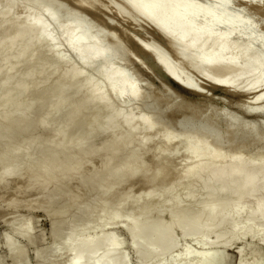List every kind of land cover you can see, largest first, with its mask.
I'll list each match as a JSON object with an SVG mask.
<instances>
[{"label":"bare ground","instance_id":"obj_1","mask_svg":"<svg viewBox=\"0 0 264 264\" xmlns=\"http://www.w3.org/2000/svg\"><path fill=\"white\" fill-rule=\"evenodd\" d=\"M32 1L36 0H0V187L18 181V192L34 186L31 184L34 182L38 187L35 197L39 198L43 195L42 187L58 194L62 193V182L76 184L75 193H65L68 206L64 209L68 211L48 212L51 217L59 215L65 218L53 222L54 248L48 264H130L129 256L122 250L123 243L109 232L118 226L131 236L132 251L139 264L147 261L155 264H224L220 250H229L236 235L256 238L262 234L260 242L264 244V155L256 160L250 159L235 151L237 149L225 153L220 145L223 139L231 142L237 135L235 129L243 127L232 126L235 132L232 129L222 136L214 131L217 115L213 113L199 132L176 136L174 132L163 129L160 137L156 134L158 124L152 117L140 115L123 119V111L113 112L110 97L137 103L145 102L151 96L147 98V93L145 95L141 91L127 67L102 66L115 58L118 52H124L125 43L133 40L124 35L126 33L121 37L112 30V33H105L109 41L105 45L98 34L93 33L95 31L91 32L97 18L89 23L75 18L78 17L77 10H95V0H72L76 1L72 13L74 20L71 17L67 19L69 22L63 21L65 23L61 22V10H65L63 4L55 0L49 3L40 0L33 4ZM109 1L101 0L105 3L103 7L112 12ZM238 2L243 5L241 13L233 9ZM120 3L125 6L126 15L131 20L143 22L160 36L167 51L154 47V66L179 87L201 94L205 89L202 90L199 78L237 94H243V84L246 91L257 90L264 85V33L258 34L262 32L258 28L264 22V0H205V4L194 0H120ZM43 15L53 19L54 31L48 29ZM252 18H258L261 25ZM213 28H219L217 36L211 35ZM62 44L71 55H76L80 68H67L69 56L62 52ZM138 48L141 54L146 53L144 48ZM194 62L201 64L194 68ZM172 66L178 67V74ZM85 68H97L94 72H98L101 81L95 82L89 78L90 75L85 76ZM263 100L264 91L256 94L250 105L244 103V112L264 115V104L259 106ZM195 108L191 119L196 117ZM145 124L148 129L141 131ZM72 127L83 128V131L66 139L67 131ZM123 128H128L129 133L125 135ZM245 128L242 132L246 138L255 140L254 127L251 128L250 124ZM38 129L45 131L43 138L25 134L26 130ZM91 132L93 138L85 140ZM212 132L213 135H209ZM153 136L160 139L158 150L147 145ZM24 137L27 138L24 140ZM49 146V159H34L32 151L35 148L47 149ZM131 146L133 154L127 157L126 150ZM106 152L110 154L106 155ZM171 154L179 155L185 166L181 164L184 167L180 172L177 169L178 177L172 179L174 182L168 188L158 187L159 200L150 207L149 199L154 194L144 191L135 195L134 190L139 185L146 187L150 181L173 177L177 173L175 167H157L151 173L148 164ZM116 166L119 172L115 179H111L109 173ZM19 167L24 169L22 176ZM85 168L89 169V174L78 178L77 175ZM39 173L40 177L36 178ZM95 188L104 192L105 200L100 202L96 197L92 205L100 204L101 207L85 214L79 227L69 229L73 219L67 218L83 207L78 200ZM171 189L177 193L172 190L174 195H171ZM200 191L207 192V198L197 214H190L189 209L181 205V196L195 199V193ZM258 195L261 199L254 205H248ZM131 199H134L131 203L140 202V206L136 216L127 220L125 213L128 208L125 205ZM168 199L174 202L169 212L170 220L158 219L155 236L141 243V235L150 229L143 226L147 223V216L154 211L162 214L163 204ZM53 200L47 208L51 203L55 205ZM51 210L46 209V212ZM12 228L18 238L32 243L29 221H19ZM176 233L182 240L194 241L200 247L180 250V239L177 245ZM227 234L231 236L226 238ZM13 242L11 236H6V249L12 256L25 255L23 250L17 251ZM239 250L238 254L244 256V249L239 247ZM15 257L16 262L19 257ZM63 259L67 260L63 262ZM240 264L250 263L243 259Z\"/></svg>","mask_w":264,"mask_h":264},{"label":"rangeland","instance_id":"obj_2","mask_svg":"<svg viewBox=\"0 0 264 264\" xmlns=\"http://www.w3.org/2000/svg\"><path fill=\"white\" fill-rule=\"evenodd\" d=\"M38 1H40V0L32 1V4L36 3ZM50 1L51 0H45L46 3H49ZM55 1H57V3L59 2L61 5L63 4L64 6L63 5L62 6L66 10V11L61 10L62 11L61 22L62 23H65L63 21L69 22V20L67 21V19L68 18L70 19L72 17L73 9L76 7V1L61 0V1H64V3H62L60 0H55ZM194 1L196 3H199V4H205V0H194ZM93 3H94L95 10L94 9H89V10L88 9H86V10L80 9L79 11L77 10V11H75V13H78L76 15L78 17H75V18H79L80 20L86 21L87 23L95 20L96 18L98 20H101V21L96 20L94 27H92V29L91 28L90 29H91V32L95 31V32H93L94 34H96V33L98 34L100 40L105 45L108 44V42H109L108 38L105 37V33L109 34V32H107V31H111L110 33H112V30L114 31V33H116L118 36H121V37L124 33H126L124 35H127L128 37L131 38V40H133L131 43L130 42L128 44L125 43L126 48L124 45V48L122 50L124 52H122V53L118 52L116 54L115 58L110 60V62H106L105 64H103L102 67L107 66V64H108V66H111V64H112V66L114 65V66H117V67L122 68V69L127 67L126 70L128 71V69H129L128 72L130 73V76H132L134 79H136V82L138 81L137 83L140 85V87L142 89L141 91H144L143 93L145 95L147 93V95H146L147 98H149L148 96H151L149 99L146 100L147 102L146 101L145 102L139 101L137 103H131V102L129 103L127 101H118V100L112 99L110 97L109 101L112 104L113 112L123 111V114H124L123 119L129 118L131 116H140V115H145V116L154 118L158 124L156 126V132H157L156 134L160 135V137H161L162 133L164 132L163 129L165 131H168L169 133L174 132L173 134H175L176 136L183 135L186 133L199 132V131H201L203 124L206 121V119H209L210 115L212 116L213 113H216L215 114V115H217L216 119H215V127L216 128L214 131L220 132L222 136L226 135L228 133V131H230V130L232 131V129H233L232 126H234L235 128L238 126L243 127L242 129L236 128L235 131L237 130V132H235L233 129V131L237 135L235 134L236 136L232 139L231 142H228L224 139L222 140L223 142L221 141L222 144L220 143V145H221V148L223 149V151L225 153H227L228 151H232V149H234V150L237 149L235 151L243 153L247 157H249L250 159H255V160L258 159L260 155H264V151H263V149H264V126H263L264 125V115H263V113H257V114L247 113L246 114V112H244V111H246L244 109L246 107L245 104L247 106L250 105L251 104L250 101L253 100L255 95L264 91V85H262L257 90L246 91L245 90L246 85L243 84L241 86L243 94H240V93L237 94V93L227 92L222 88L211 85L206 79L199 78L198 81H199L200 86L202 87V90L203 89L206 90V92H205V90H203V93H205V95L203 93L200 94V93H192L190 91H187V90L179 87L174 82H172L169 78H167L165 76V74L156 67V65L154 66L155 61H153V59H154L153 54H154V57H156L155 56V48L159 47L163 50V52L167 51V49L165 48L166 46L163 45L162 40L158 34H156L146 24H143V22L141 23V21L136 22L135 20H131L132 18L130 19L126 15L125 6L122 3H120V0H110L109 1V5L112 8V12H110V10H107L103 7V5L105 3L101 2V0H95ZM236 4L237 5L233 7L234 11L238 10L241 13L243 11L242 3L238 2ZM43 5H45V4H42V6ZM43 7H45V6H43ZM236 7H237V9H236ZM239 8H240V10H239ZM238 11H236V12H238ZM63 12L66 14H64ZM16 14H19V11ZM43 16L49 25L48 29L50 31H54L55 25H54L53 19L47 17L46 15H43ZM73 17H72V20H74ZM62 19H64V20H62ZM252 19L254 20V22L257 25L259 24V26H260L262 24L261 26L264 28V22L260 24V22H259L260 20L258 18H257V20H255V18H252ZM72 20H70V21H72ZM101 23H103V27H101L102 26ZM261 26L258 28L259 31L262 30V32L260 31L261 34L259 31H257V32H259L258 33L259 35H263V33H264V29ZM100 28H102L103 30H98ZM218 33H219V28H213L211 30L212 36H217ZM156 38L159 40H157ZM132 43H133V45H132ZM129 44L131 45V47L129 46ZM135 44H136V46H135ZM137 44L139 46H137ZM95 45H92V47H94ZM138 47L144 48L146 50V53L141 54ZM61 50L63 53H65L67 56H69V63L67 64V68H71V67H79L80 68L81 64L79 63V60L76 57V55H71L69 53L68 49L65 47V45L61 46ZM136 50L139 52H137ZM196 53H197V51H196ZM197 54H199V53H197ZM171 55L172 54L170 53V56ZM113 60H116V61H113ZM135 60H137V61H135ZM113 62H115V64H113ZM140 63L142 66L140 65ZM199 64H201V63L200 62L199 63L194 62L192 64V66L194 68H197V65H199ZM172 68L174 69V72L176 74H178V67L172 66ZM94 69L95 68L83 69L84 75L87 77H88V75H90L89 78H92L93 81H95V82L99 81L100 82L101 76L99 75L100 76V78H99L98 72L95 73ZM86 70H87L88 74L86 73ZM95 70H97V68ZM156 73H158V74H156ZM159 73H161V74H159ZM97 77L100 80H98ZM39 91H37V92L39 93ZM157 97H159V99ZM151 98L152 99L154 98L153 102H151L152 101ZM155 98H156V100H155ZM158 100H160V101H158ZM182 103L185 104V106H184L185 108L182 107L183 106ZM263 104H264V100L262 101L261 104H259V106L260 105L262 106ZM179 105H180V107H179ZM170 107H171V109H170ZM194 107H197L198 110L195 108V111L197 112L196 117L194 119H191L190 116L194 112L193 111ZM226 121H228L230 123H228ZM239 122H241L242 124ZM236 123H237V125H236ZM238 123H239V125H238ZM250 124H251V128L254 127L253 129H255L254 131H256L255 135L257 137L255 138V140L254 139L251 140L249 138H246V136L242 132L245 127L249 128ZM228 127H231V128H228ZM141 128H142L141 131H146L148 129V126H147V124H145ZM38 130H40V131H38ZM38 130H26L25 134L28 135L29 137L34 136L37 138H43L45 136V131H43V129H38ZM82 131H83V128L72 127L67 131L66 139H67V137L79 134ZM122 131L125 135L129 133L128 128H123ZM210 134L213 135V132L209 133V135ZM241 134H243V135H241ZM26 138L27 137H24V140ZM92 138H93V133L91 132V133L86 135L85 140L90 141ZM24 140L22 138L21 141H24ZM159 140H160L159 137L153 136L149 140L147 145L152 149L158 150V149H160L158 146ZM17 143H19V142H17ZM50 150H51L50 146L47 149L35 148L32 151V154H34V159H38V160L43 161V160L49 159V151ZM0 151H1V148H0ZM262 151H263V153H262ZM109 154H110L109 152H106V155H109ZM126 154H127V157H131L130 155L133 154V146L127 148ZM163 158L162 157L158 158V160H157L158 162H152L151 164L148 163L150 165L149 170L151 171V173H154L158 168L159 169L165 168L166 165H167V167H170V165L175 167L177 173H175V175H173V177L169 176L170 178L167 176L166 178H159L153 182L150 181L149 184H146L147 185L146 187L144 185V188L139 185L134 190L135 195H138L144 191H150L149 193H151V195L154 194L153 196H150V199H149V206L150 207H154L157 204L156 202H158V200H159V193L156 190H159V188H161V187L162 188H165V187L168 188L170 183H172V181L174 182V180H176V178L178 177V170L180 172L181 170H183L182 168L185 166V164L182 161V158L177 154H171L170 156L163 157ZM101 159H105V158L102 157ZM169 160H170V163H168ZM255 160H253V161H255ZM173 161L176 163H174ZM160 163H163L162 164L163 166H160L159 165ZM181 164L184 166H181ZM117 166L113 171H111L109 173L111 179H115L116 174L119 172ZM153 166H154V168H153ZM22 169H23V167L18 168V170L20 172L19 174L21 176L23 175ZM88 170H89L88 168H85L84 170L80 171V175L78 174L77 177L79 178V177H84V176L88 175L89 174V173H87V172H89ZM52 173H53V171L50 172L49 174H52ZM176 174H177V176H176ZM40 175L41 174L39 173L35 177L39 178ZM179 176H180V174H179ZM173 178H174V180H172ZM34 180H36V179H34ZM91 182H94V181H91ZM16 183H12L6 187H4V186L0 187V264H48L49 258L51 257L52 250L54 248V246L52 245L54 242V237L52 236V229L54 227L53 222H54V220L60 219L59 221H61V219L62 220L65 219L59 215H58L59 217L57 215H55V216L53 215L51 217L48 214V212H53V213H54V211L59 212L57 210L68 211V210L64 209V207L68 206V204L66 203L65 196H67L66 194H68L69 191L70 192L74 191V193H75V189L77 188V186H75L76 184H73V183L72 184L70 183V185H68L66 182H62L61 188H63V190H62V193L60 192L58 194L52 193V190H47L48 187H42L41 191H43V192L41 194H43V195L39 198H36L35 196L38 194V187L36 186V184L34 182L31 183L34 186L25 187L18 192H16V186H17ZM167 183H168V185H167ZM165 184L167 186H165ZM66 188H67V190H66ZM71 188H73V189H71ZM87 189H88V187H87ZM65 190H66V192H65ZM172 190L173 189L169 190L170 194L172 193L171 195H174V193H177V190H173L174 193ZM154 192H156V193H154ZM71 193H73V192H71ZM206 193L201 192V191L199 193L198 192L195 193V197L197 198V200H196V198L190 199V198H187L184 195H182L181 196V205L184 208H188L189 209L188 212L190 214H195V212L197 214L200 211L201 203L203 201H205L207 198ZM171 195H169L170 198H171ZM116 196H117V194H116ZM96 197H98V200L100 202H103L105 200L104 192L101 191L100 189H96V188L94 191H92L90 189V190H88L87 194H85L84 196L82 195L80 200H78L81 203V205L83 206L82 209H80V211L78 210L77 212L75 211V213L73 215H71V216L69 215L70 217L67 218L68 220L71 218L73 219L71 221V226H68L69 229H74L76 227H79L81 224L80 219H82V217L85 214H87L89 212L92 213L93 211H96L101 207L100 204H98L97 206L92 205V203H93L92 201ZM51 199H54L52 202L55 205H53L51 203V205H49V207L47 208ZM183 199H184V201H182ZM260 199H261V195H258L256 197H254V199L250 200L248 202V205H254ZM133 200L134 199L129 200L128 203L125 205V207L128 208V211L125 213V217L127 220H131L136 216L137 207L140 206V202L131 203ZM167 201L168 202L163 204L164 205L163 207L161 206L162 210H163L162 214H159L157 211H154L147 216V218H148V219H146L147 223H144L143 226H148L150 229L141 235V240H140L141 243H144L147 240H151L153 238V236H155L156 226H157L156 221L158 219H163L165 222L170 220L169 219L170 218L169 212H170V210H172L174 202L170 201L169 199ZM51 208H52V210H51ZM46 209L47 210L49 209L51 211L46 212ZM84 212H86V213H84ZM19 221H21V222L29 221L31 223V225H32V229H31L32 243L31 244L28 243V241H30V240H24L22 238L20 239L14 234L12 227H16L17 224L19 223ZM15 222H17V223H15ZM11 223H12V226H10ZM111 230L109 232L115 234L116 238L123 243L122 250H123V252H125L129 256L130 264H139L138 258L135 256V253L132 251L134 244L130 240V239H132V238H130L131 236L129 237V235H127V233H125V231H123L124 229L121 226H118L117 228H112ZM6 236H11V240L14 241L13 243H14L15 247L18 248L17 251H19L20 249L24 251L25 255L22 254V256H18L19 258L17 256L16 257L14 256L15 258H18V259H16V262L13 259L14 257L12 256L11 251L6 249V243H5ZM230 236H231V234H227L226 238H229ZM260 237L262 238V234L258 235L256 238H252L251 236H243V235L237 236L236 235L235 238H233V240L231 242L232 246L230 247L229 250L228 249L220 250V252L222 253L223 260L225 259L223 263L224 264H240L241 261L244 259L250 264H264V244H262L260 242ZM175 239H176L177 245H178V240L180 239V241H179V249L180 250H182L186 247H191V246L193 248H195V246L197 248L200 247V245L195 244L194 241H192L193 242L192 243L190 240H187V241L182 240L178 233H176ZM48 247H50V248H48ZM239 247L244 249V256H241L238 254L240 252ZM38 252L40 254H38ZM43 253H45V254H43ZM21 257H23L25 259V261H23L24 259ZM19 260L21 262H18ZM65 260H67V259H63L62 261L65 262ZM145 264H155V262L154 261H147Z\"/></svg>","mask_w":264,"mask_h":264}]
</instances>
